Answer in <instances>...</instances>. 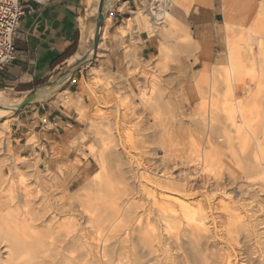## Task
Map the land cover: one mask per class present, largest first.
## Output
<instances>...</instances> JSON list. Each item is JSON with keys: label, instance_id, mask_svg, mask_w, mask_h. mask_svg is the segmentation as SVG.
I'll return each instance as SVG.
<instances>
[{"label": "rangeland", "instance_id": "obj_1", "mask_svg": "<svg viewBox=\"0 0 264 264\" xmlns=\"http://www.w3.org/2000/svg\"><path fill=\"white\" fill-rule=\"evenodd\" d=\"M112 1L111 7L105 14L106 17L112 15L116 11V4H119L117 0ZM140 1V5L127 21L126 28L118 30L121 36H124L129 30L132 31L136 50L139 49V46L134 32L140 34L135 21L136 16L140 13L151 16L149 4L145 0ZM172 2L179 3V0H169L170 6L173 5ZM120 4L118 5L119 9L124 11V5L122 2ZM252 6L255 8L243 13L239 11L240 13L235 15V26L231 27L229 31L225 29L223 15L224 19L219 26L217 41L214 40L215 38H209L212 42L207 46H202L199 41H196L190 25L186 27L191 31L192 39H189L181 29L170 31L164 28V25L156 28L150 24L147 31H142L150 35L158 50L156 56L148 63L150 72L146 74L145 69L139 67L135 71H130L128 76L122 80H117L111 72L103 67L107 54L105 38L108 36L109 17L103 36L99 40L96 54L94 55L93 52L91 61L83 67V69L87 68L89 72L87 80L83 82V94L89 98L86 102L79 103L78 112L83 116L85 131L82 136L81 149L78 152L87 160V163H92L90 171H84L85 166L78 158L72 156L59 159L58 155H55V158L59 160L57 164L41 161L38 157L35 164L19 167L10 138L11 124L17 114L13 118H9L10 120L4 119L8 124H5L7 128L3 125L4 120L0 119V208L13 213L15 226L24 231H29L31 227L36 226V230L44 232L45 235L44 237L40 236L39 240L47 242L49 241L46 232L47 225H44L47 218L55 215L58 222L67 219L74 220L73 222L78 227L77 231L82 227L85 228L89 237H87L88 241L97 242L99 237L109 240L106 242V247L108 252L110 251L111 258L113 255V260L114 250L112 249L115 248L116 237L112 238L115 232H108L109 227L107 226L111 222L113 223L111 219L116 216V211L121 207L117 203L121 204L130 198L135 201L137 212L143 215L146 223H151L150 228L157 233L160 240L159 248L167 249L170 245L168 238L165 239L167 237L166 223L162 217H159L160 213L157 212L158 206L155 201L161 203L164 196L170 192L172 183L176 182L177 184L178 182L175 180L181 177L180 179L184 178L185 182L179 183L183 186L186 185L185 189L188 192L186 190L184 193L188 194L189 202L194 206L201 205L207 213L210 252L214 258L216 255L217 260L220 258L219 264H225V258L228 257H230L231 264H242L243 262V264H264V180L250 174L249 170L253 163L246 160L242 162L226 160L223 165L217 167L216 171H220L216 172V176L209 173L208 169L201 171L198 161L191 158V142H188H199L203 134L201 124H198V120L194 116L197 100H192L191 106L187 107L189 115L185 116L186 121L183 118V97L180 94L185 85L195 86L198 81L209 80L210 75L209 77L208 74L206 75L207 71L209 74L212 71L218 73L221 71V67L228 65V37L235 39L237 36L236 39L239 42L237 43L239 47L241 46L239 48L241 61H244L242 62L246 70L253 62L256 64L254 68L258 67L255 71L263 73L264 42H262L263 50H261L254 36L257 38L262 35L260 37L264 39V8L260 9V5L257 4ZM99 14L100 12H94L92 7L84 22L87 23L93 18H98ZM257 21L260 23V28H254L255 33L252 35L254 27L252 25ZM86 29V26L81 28L82 36ZM263 39L262 41H264ZM197 43H200L202 47L197 49ZM217 54L219 56L216 57ZM134 60L137 65L142 66L143 63L139 62L136 55ZM218 62L223 65L216 64ZM136 73L147 80H128ZM176 76L179 79L176 80ZM243 80L248 85H255L248 74L244 75ZM49 81L51 80L47 82ZM64 83L57 88L56 93L53 92L54 96L61 91ZM243 93L240 92L238 95L243 97ZM4 95L7 101L10 100L9 102L22 99L24 96L14 91H7ZM185 123L189 127L191 126L193 140L184 133ZM208 131L209 129H206V136L210 135V131ZM207 133L209 134L207 135ZM35 141L34 138L29 142ZM8 146L11 154L7 150ZM101 158L105 160L107 167V181H104L103 186L98 187L93 183L92 177L95 173L102 171L99 163ZM61 161H66V163ZM18 177H25L24 184L19 183ZM48 177L55 179L57 186L55 185L52 189L56 188V191L52 192L50 191L52 189L49 190L42 184V178ZM10 178L14 184L13 196L10 195L11 190L7 183ZM22 186H27L31 193L39 191V195L32 196L34 206L24 204ZM44 195H46V199H49V209H51H48L50 212L47 210L49 215L47 212L46 218L42 211L39 212V208L42 209L40 199ZM79 197L84 198L88 205V212L84 216L79 208ZM34 212L40 213H38L40 221L35 220ZM213 218L214 220H212ZM34 220L36 223H33ZM77 233L73 235L77 237L80 234ZM45 237L48 238L45 239ZM5 242V237H1L0 234V259H5L7 256L4 248ZM160 242L162 243L160 244ZM98 244L105 245L100 241ZM175 252L169 256L175 255ZM78 254L73 253V256L76 255L75 259ZM90 260L92 261L93 258L91 257ZM46 262L45 264H49V262L52 264L49 259ZM0 264H2V260Z\"/></svg>", "mask_w": 264, "mask_h": 264}, {"label": "bare ground", "instance_id": "obj_2", "mask_svg": "<svg viewBox=\"0 0 264 264\" xmlns=\"http://www.w3.org/2000/svg\"><path fill=\"white\" fill-rule=\"evenodd\" d=\"M211 1L212 0H200V3L202 2L205 5L209 4ZM112 2V0H108L105 5H102V0H97L96 2L94 1V12L99 11L104 19L103 29L102 32H100L98 41L95 40L96 35L99 33L98 18H93L91 28L81 43L78 52L69 60V64H71V66L65 70V75L61 78L47 82L32 92L37 101L43 102L46 99L51 98L53 92H56L57 88L61 86L60 80L69 74H72L73 70L82 58L86 59V64L91 61V56L93 52L94 55L96 54L100 43L99 40L103 36V31L109 21V17H106L105 14L107 9L111 7ZM175 3L177 4L178 2H172L173 5ZM254 8L255 7L251 4H247L245 0H223V15L225 18L223 19L225 20L226 31H229L231 27L235 26V15L237 13H243L244 11H249ZM259 8L262 9L264 7L261 4ZM164 14L165 15L161 22H157V20H154L149 15H141V13L138 14L135 21L140 33L142 31H147L150 24L156 28L160 25H164L163 27L170 31L181 29L185 32L189 39H192L191 31L188 27L180 24L170 13L165 12ZM252 26L254 27L252 28L251 34L254 35L255 29L258 27L260 28L259 21ZM260 36L257 38L254 36V39H256L257 45L260 49L263 50L262 42L264 41H262L263 37ZM236 38H227V54L229 55L228 65H224L221 69L219 68L221 71H217L218 73L212 71L211 74H209L207 71L206 75L208 74V77L210 75L209 80H202V82L198 81L195 86L188 84L182 88V93L180 94H182L183 97V118L189 115L187 114V107L191 106L192 100H197L194 108V116L197 118L198 124H201L203 132L201 139L199 140L197 138L199 142L187 141L191 142V158H195L196 161H198L201 171H206V169H208L209 173L215 174L214 176H216V172L220 171H216V169H218L217 167L219 165H223L226 160L230 159V161L234 160V162L236 160L240 162L246 160L253 163L250 170L248 169L250 174L254 175L255 178L259 177L264 180V68L263 73L256 72L258 67L255 66L257 69L254 68V65L256 64L252 62L250 68L246 70L243 64L244 61L242 60V62L240 57L239 48L241 46L239 47V42ZM201 47V44L197 43L196 48L199 49ZM262 64L264 65V57L262 58ZM259 68L261 69V67ZM247 74L251 76L253 79L252 82H255V85H248L247 83H244L243 77ZM240 92H244L243 97L238 95ZM4 94L5 92L0 91V119L2 120L16 116V114L22 110V105L26 99H18L16 101L13 100L14 102H9L10 100L7 101ZM3 122L4 126L8 125L6 124V120ZM190 127L185 123L184 133L192 139V131ZM206 129H209L210 131L209 136L205 135ZM208 134L209 133H207V135ZM31 140L32 139L29 138V141ZM7 150L11 154L9 146ZM99 163L102 171L95 173L92 180L95 186L98 185V187H101L104 181H107V167L103 158L99 159ZM43 178L42 184L46 188H49L50 190L55 187V179H50L48 177V180V178ZM180 178H177L175 181L178 183L185 182V180H183L184 178ZM18 180L20 184H24L25 177H18ZM7 183L9 189L11 190L10 195L13 196L14 184L11 178ZM178 183H172V187L169 189L170 192L164 196L163 200L161 199V203L160 201H155V204L158 206L157 212L160 213L159 217H162L164 223H166L165 233L167 234V237H165V239L168 238V244L170 245L167 249L159 248L160 240L157 233L150 228L151 223H146V219L143 215H140L137 212V205L135 201L127 198L123 203H117L118 206L120 205L121 207L118 211H116V216L111 219L113 223L111 222L110 225H106L109 227L108 232H115V235L112 237H116V242L114 243L115 248L112 249L114 250L113 260V255L111 258L109 255L110 251L108 252V248L106 247V242L109 240H104L100 237L97 238L98 243L100 241L105 245L98 244L96 241L95 243L92 240L88 241L85 228L82 227L79 231H77L78 227L73 222L74 220L72 221L67 219L62 222L59 221V223L56 220L55 215L47 218L46 221H44L45 224H43L45 226L47 225L46 232L48 234L49 241L46 242V240L44 241L42 239L44 241L43 242L41 239L39 240V238L40 236H45L44 232L37 231L36 226V228L31 227L32 231H24L22 228L16 227L13 213L4 208H0V234L1 237H5L6 245L4 248L5 253L7 254L5 259H0V262L2 260V264H45L47 263V259H49L52 264H219L220 261L218 260L220 259V256L217 260L216 255L214 258V255L210 252L208 235L209 230L206 221L208 216L204 207L201 205L194 206L190 203L188 194L186 193V195L184 193L187 190L185 189L186 185L183 186V184L180 185V183ZM55 189L50 191L53 192ZM38 192L39 191L36 190L31 193L27 186H22V200L24 204L29 206L33 205L34 198H32V196L35 197L36 195H39ZM186 192H188V190ZM48 193L50 192L48 191ZM126 195L128 194L126 193ZM45 196L46 195L40 199L42 209L40 210L39 208V212L42 211L44 217L47 212L51 210L49 209V199H46ZM81 197L78 199L79 208L81 210V214L84 216L86 212H88V205L84 198L82 199ZM34 213L35 220L40 221L38 213ZM50 214L52 215V213ZM35 220L33 223H36ZM212 220H214V218ZM77 232L80 234L76 237L73 234ZM48 237H45V239ZM161 243L162 242H160V244ZM165 244L167 245V243ZM173 252L176 254L169 256V254ZM177 252L179 253L177 254ZM65 253L69 254L66 255ZM73 253H79L77 259H75L76 255L73 256ZM91 257L93 258L92 261L90 260ZM225 260V264H231L230 257L227 259L225 258Z\"/></svg>", "mask_w": 264, "mask_h": 264}, {"label": "crops", "instance_id": "obj_3", "mask_svg": "<svg viewBox=\"0 0 264 264\" xmlns=\"http://www.w3.org/2000/svg\"><path fill=\"white\" fill-rule=\"evenodd\" d=\"M94 1L97 0L30 2L21 19L15 40L16 59L0 71V91L19 92L24 95L22 99H25L45 82L71 66L69 60L78 52L93 22L92 19L85 23L84 19ZM117 1L119 4H116V11L109 16L110 25L105 38L107 54L103 67L117 80L125 79L130 71L139 67L148 74V63L158 51L150 35L147 32H134L139 46L136 50L132 31L129 30L124 36L118 32L120 28H126L127 21L141 1ZM246 1L251 5L264 4V0ZM121 2L124 11L119 9ZM209 4L204 5L200 0H179V3L170 8V14L180 24L191 26L194 38L202 46L212 42L209 38L217 41L219 26L223 21V0H212ZM85 26L87 29L82 36L81 28ZM135 55L143 63L142 66L135 62ZM216 64L223 65L220 62ZM88 74L87 68L69 74L60 80L61 85L65 83L56 96L55 92L43 102L36 100L17 114L11 124L10 138L19 167L35 164L38 157L41 161L57 164L59 160L55 155H58L59 159L72 156L78 158L85 166V172L91 170L92 163H87L78 152L85 131L83 116L79 114L78 108L80 102H86L89 98L83 94V82L87 80ZM175 79L179 78L176 76ZM128 80L147 78L136 73ZM35 137L36 141L29 143V138Z\"/></svg>", "mask_w": 264, "mask_h": 264}, {"label": "built area", "instance_id": "obj_4", "mask_svg": "<svg viewBox=\"0 0 264 264\" xmlns=\"http://www.w3.org/2000/svg\"><path fill=\"white\" fill-rule=\"evenodd\" d=\"M50 0H0V71L16 59L15 40L22 17L27 12L30 2H46ZM150 6V14L154 20L161 22L165 12H170L167 0H145Z\"/></svg>", "mask_w": 264, "mask_h": 264}, {"label": "water", "instance_id": "obj_5", "mask_svg": "<svg viewBox=\"0 0 264 264\" xmlns=\"http://www.w3.org/2000/svg\"><path fill=\"white\" fill-rule=\"evenodd\" d=\"M108 0H102V5H105L107 3ZM103 24H104V19L102 17V14H99V17H98V27H99V33L96 35L95 37V40L98 41L99 39V35H100V32H101V29L103 27ZM86 65V59L85 58H82L80 60V62L78 63V65L76 66V68L73 70L72 74L80 71L83 69V67ZM65 75V71L64 72H61L59 74H57L52 80H55V79H58V78H61ZM34 101H36L35 99V96L31 93L26 99H25V102L24 104L22 105V109L25 108L26 106H28L29 104L33 103Z\"/></svg>", "mask_w": 264, "mask_h": 264}]
</instances>
